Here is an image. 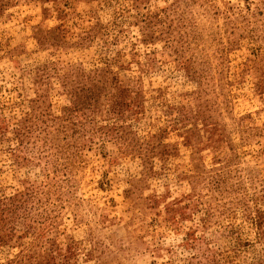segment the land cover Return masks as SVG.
Instances as JSON below:
<instances>
[{
    "label": "rangeland",
    "instance_id": "rangeland-1",
    "mask_svg": "<svg viewBox=\"0 0 264 264\" xmlns=\"http://www.w3.org/2000/svg\"><path fill=\"white\" fill-rule=\"evenodd\" d=\"M0 264H264V0H0Z\"/></svg>",
    "mask_w": 264,
    "mask_h": 264
}]
</instances>
